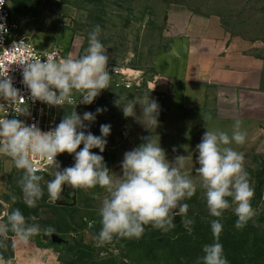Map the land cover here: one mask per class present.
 Here are the masks:
<instances>
[{
  "label": "rangeland",
  "instance_id": "rangeland-1",
  "mask_svg": "<svg viewBox=\"0 0 264 264\" xmlns=\"http://www.w3.org/2000/svg\"><path fill=\"white\" fill-rule=\"evenodd\" d=\"M172 3L185 6L202 17H214L231 35L257 46L263 80L257 89L238 95L233 111L223 113L217 109L211 95L202 106L178 107L170 93H160L155 87L150 91L153 87L150 81L156 76L154 62L166 51L174 35L166 22L167 8ZM8 7L12 16L21 22L19 33L27 35L38 49H56L60 57L82 54L88 46V34L99 25V40L109 56L108 70L110 65L119 64L131 69V74L142 73L138 84L132 82L130 87H121L115 85L117 78L109 70V89L102 90L91 104L76 105L81 116L86 111L96 116L94 122L85 121L89 124L86 131L99 136L101 124L111 126L110 134L104 137L105 150L102 153L99 149L91 151L103 156L114 177L121 174L123 154L151 136L170 161L176 156H185L182 171L199 184L195 171L199 166L196 145L204 132L224 131L231 136L235 121H241L240 130L247 133L246 142L229 146L244 153L245 168L255 190L251 203L257 215L238 229L235 227L237 217L229 209L221 223L243 244L239 249L238 245L232 249L233 264L241 255L245 264H257L254 258L264 255V0H8ZM74 95L78 102L80 94ZM147 96L160 107L156 128L147 123L142 113L141 105ZM129 103H136L135 117L123 115L122 107ZM98 107L104 111L96 113ZM71 111L72 106L68 105L52 109L48 124L55 127ZM57 159L61 168L74 163V156L67 153L58 155ZM52 171L40 173L44 195L36 207L30 208L23 202L16 183L21 170L14 167L10 158L0 155V200L11 203L10 194L16 195L18 200L12 207L21 210L28 224L55 230L51 235L41 232L27 244L10 233L7 249H0L8 264H194L177 250L175 237L184 227L180 216L175 217L176 227L167 233L148 225L140 239H120L97 247L94 236L101 227L99 209L108 193L99 186L87 190L64 188L74 200L64 197L69 204L57 205L50 202L46 188L47 181L53 178ZM185 202L189 204L188 216L194 222L211 223L216 219L209 214L199 187Z\"/></svg>",
  "mask_w": 264,
  "mask_h": 264
},
{
  "label": "clouds",
  "instance_id": "clouds-1",
  "mask_svg": "<svg viewBox=\"0 0 264 264\" xmlns=\"http://www.w3.org/2000/svg\"><path fill=\"white\" fill-rule=\"evenodd\" d=\"M3 5L4 0H0V6ZM6 32L7 28L0 23V34ZM100 32V26L96 25L88 34V46L82 54L60 58L58 55L29 56L12 62L22 69L23 84L33 101L60 109L65 105L72 106V111L47 131L41 130L36 123L26 124L22 119L8 118L10 112L16 117L29 116V106H22L25 98L14 87L8 71L0 74V155L10 158L14 167L22 172L16 183L23 202L30 208L37 206L45 191L40 173L47 169L53 170V178L46 184L52 203L60 199L65 187L87 190L99 186L105 189L108 195L99 209L101 227L94 236L96 246L103 247L120 239H140L148 225L167 233L176 227V216L182 218L184 228L191 234L194 220L188 216L189 204L185 201L191 199L199 187L209 214L216 218L211 221L214 242L203 246L201 264H229L219 242L223 214L232 209L238 229L244 228L257 215L251 203L255 190L245 168L244 153L229 146L246 142L247 133L240 130L241 121H235L231 136L224 131L204 132L196 145L199 166L195 171L199 175V184L182 171L185 156H176L170 161L159 142L153 141L151 136L123 154L121 174L114 177L103 156L91 151L99 149L102 153L105 150L107 141L104 137L110 134L111 126L101 124L100 135H94L86 131L89 124L85 121L94 122L95 114L86 111L81 116L76 111L78 103L91 104L102 90L110 87L109 56L99 40ZM75 93L80 94L78 102ZM135 104L122 107L125 117L136 116ZM141 106L147 123L156 128L160 111L157 101L147 96ZM102 111V108L96 109V113ZM63 153L74 156L72 166L61 168L57 157ZM10 199L11 203L0 200L3 208L0 212V249H7L10 233L19 242L27 244L41 232L51 235L55 231L51 227L42 229L39 224H28L21 210L12 207L18 197L10 194ZM0 264H8L2 254Z\"/></svg>",
  "mask_w": 264,
  "mask_h": 264
},
{
  "label": "crops",
  "instance_id": "crops-1",
  "mask_svg": "<svg viewBox=\"0 0 264 264\" xmlns=\"http://www.w3.org/2000/svg\"><path fill=\"white\" fill-rule=\"evenodd\" d=\"M166 22L174 35L154 62L152 84L170 93L176 106H202L211 95L217 109L229 113L240 93L259 87L262 68L251 41L176 3L168 6Z\"/></svg>",
  "mask_w": 264,
  "mask_h": 264
},
{
  "label": "built area",
  "instance_id": "built-area-1",
  "mask_svg": "<svg viewBox=\"0 0 264 264\" xmlns=\"http://www.w3.org/2000/svg\"><path fill=\"white\" fill-rule=\"evenodd\" d=\"M0 23H3L7 28L6 33L0 34V74H6L8 71L14 87L19 89L20 95L25 98L22 106H29L30 112L29 116L19 117H16L14 113L10 112L8 118L22 119L26 124L36 123L41 130L47 131L53 128V126L48 124L47 119L51 110L56 107H50L45 103L31 99L29 89L23 84L22 69L16 63L12 62L29 56L47 57L58 55V58H60V54L56 49L36 48L27 35L19 33L21 22L12 16L8 7V0H4V5L0 6ZM14 42L16 43L13 44ZM109 70L117 78L115 85L121 87H130L133 84L132 82L138 84V79L142 76V73L140 74L139 71L131 74L123 70V67L119 64L110 65ZM150 82L154 84L156 82V76H153Z\"/></svg>",
  "mask_w": 264,
  "mask_h": 264
},
{
  "label": "trees",
  "instance_id": "trees-1",
  "mask_svg": "<svg viewBox=\"0 0 264 264\" xmlns=\"http://www.w3.org/2000/svg\"><path fill=\"white\" fill-rule=\"evenodd\" d=\"M192 229L191 234H189L183 227L181 232H179V234L175 237V240H177V244L179 245V247L177 246V250H180L182 257L191 259L194 264H201L200 258L203 256V246L214 242L211 223L200 220L199 222H194ZM219 242L223 245L224 254L229 264H233V259H235V257L231 256V251L233 248H236L237 245L239 246V249L243 244L237 242L233 235L229 232V229L224 226ZM239 258L241 259L238 260L237 263L236 261L234 263H246V260L243 259L242 255ZM254 259V261H258L257 264H264V255H258Z\"/></svg>",
  "mask_w": 264,
  "mask_h": 264
},
{
  "label": "water",
  "instance_id": "water-1",
  "mask_svg": "<svg viewBox=\"0 0 264 264\" xmlns=\"http://www.w3.org/2000/svg\"><path fill=\"white\" fill-rule=\"evenodd\" d=\"M65 188H66V190H68V191H69V190H73L72 188H69V187H65ZM64 197L71 198L72 200H74V196H68V194L65 193V189H64L63 192H62V194H61L60 199L57 200L55 203H56L57 205H68L69 203L66 202V201L64 200Z\"/></svg>",
  "mask_w": 264,
  "mask_h": 264
},
{
  "label": "bare ground",
  "instance_id": "bare-ground-1",
  "mask_svg": "<svg viewBox=\"0 0 264 264\" xmlns=\"http://www.w3.org/2000/svg\"><path fill=\"white\" fill-rule=\"evenodd\" d=\"M123 70H125V71H127V72H131V69H129V68H123ZM133 71V70H132ZM134 72V71H133Z\"/></svg>",
  "mask_w": 264,
  "mask_h": 264
}]
</instances>
